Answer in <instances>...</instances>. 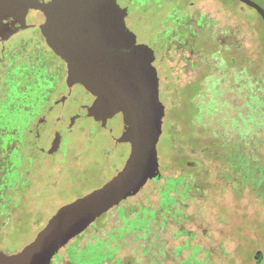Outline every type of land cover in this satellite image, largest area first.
<instances>
[{
  "label": "rangeland",
  "instance_id": "rangeland-1",
  "mask_svg": "<svg viewBox=\"0 0 264 264\" xmlns=\"http://www.w3.org/2000/svg\"><path fill=\"white\" fill-rule=\"evenodd\" d=\"M142 1L122 0L93 32L106 49L143 45L157 69L165 107L159 175L72 239L52 264H264V22L237 0H224L234 15L220 0H151L139 12ZM252 1L264 9V0ZM169 13L189 37L196 30L201 36L188 38L180 53L157 33ZM20 54L11 50V66L0 62V104L7 82L20 78ZM49 59L32 71L44 74L39 116L22 143L9 147L23 155L17 188L2 198L0 191V253L8 255L33 242L62 206L112 180L130 154L126 129L111 137L109 107L89 87L60 120L67 70L57 73ZM27 73V86H40ZM6 165L0 152V184ZM175 179L183 182L170 189ZM162 191L170 193L166 211Z\"/></svg>",
  "mask_w": 264,
  "mask_h": 264
},
{
  "label": "water",
  "instance_id": "water-1",
  "mask_svg": "<svg viewBox=\"0 0 264 264\" xmlns=\"http://www.w3.org/2000/svg\"><path fill=\"white\" fill-rule=\"evenodd\" d=\"M122 0H54L40 5L30 18L55 54L67 64L70 89L66 108L85 87L106 103L117 138L125 125L130 154L123 169L104 186L62 206L36 239L16 254L0 253V264H52L54 256L81 236L122 201L137 195L159 175L157 145L162 135L165 107L160 101L157 69L141 44L127 49H106L96 40L93 26ZM259 13L252 0H239ZM37 0H0V16L15 15ZM1 18V17H0Z\"/></svg>",
  "mask_w": 264,
  "mask_h": 264
},
{
  "label": "flooded vegetation",
  "instance_id": "flooded-vegetation-1",
  "mask_svg": "<svg viewBox=\"0 0 264 264\" xmlns=\"http://www.w3.org/2000/svg\"><path fill=\"white\" fill-rule=\"evenodd\" d=\"M53 1L54 0H37L36 4H28L26 10L20 11V13H17L13 16H0V45L5 47L3 52L5 57L4 60L0 62L5 61V64L11 66L12 62L9 61V59L12 58L8 59V56L11 55V50L13 49H18L21 51V54L18 58L19 61H22L20 63L22 66L20 67L19 65V68L14 71V74H16V76L18 75L20 78H13L12 82H7V85H9V90L6 97L7 101L3 104H0V152L1 155L4 156V159L7 160V171L3 178V183L0 184V191H5V189L17 188L18 186L19 178L21 176V155L23 154L20 146L17 148H13L12 150H10L9 147L17 141H20L22 143L27 126L29 127V125H31L35 121V119H37V116H39L40 113L39 104L46 98L45 92L43 91L44 89L41 88V86H43V84H41V76L44 75H42V70L40 71L39 69V72L37 73L32 71L35 70L38 65L41 66L45 58L50 57L51 61H54L56 64L58 63L57 69L59 71L57 73L63 71V67H65L68 77L67 64L55 54L50 45L47 43V40L43 35L41 29L38 26H33V20H31L30 18L31 14L35 12V8L40 5L50 4ZM237 1L242 5L247 6L243 2L239 0ZM150 2L151 0L140 2L138 4L139 12H143L145 8L150 4ZM220 4L222 7L226 4L229 9L231 7V3H226L224 2V0H220ZM178 5L179 4H177L175 7L180 10V6ZM182 12L187 11L183 10ZM229 12H232V10L230 9ZM235 12L236 11L232 12V14L234 15ZM233 15H231L230 17H232ZM163 20L164 21H162L159 25L157 33H163V35L167 38V42L171 46L169 49L170 52L180 53V49H183L182 46H186L188 38L191 39L194 37L197 40L198 37H201L198 30L192 32V35H190L189 37V33L186 30L187 27H184V29H182V26L179 25L177 19H174L171 16V13L165 16ZM166 22L167 29L160 31L161 25L165 24ZM201 22L202 20L199 19L198 26L201 25ZM177 25H179L180 28H177ZM152 40L156 55L158 45H156L155 37ZM27 51L32 52L28 53ZM16 61L17 59H15L13 62ZM29 69V77L33 79L35 78V81L37 80L40 83V86L32 83L27 86V71H29ZM23 82H25L24 86L26 87L22 85ZM49 83L50 82L47 83L46 81V84ZM36 86H38V88ZM68 94L64 95L60 101L62 115L61 117L59 116L60 120H65L66 116L69 113V110L71 109V105L74 102L73 101L66 108L64 107L62 101L66 96H68ZM113 125L114 121L112 120V127ZM112 127L110 128L111 137H113L111 133ZM122 129H125L124 124ZM120 171H118V173ZM3 213L4 210H2L1 214Z\"/></svg>",
  "mask_w": 264,
  "mask_h": 264
},
{
  "label": "trees",
  "instance_id": "trees-1",
  "mask_svg": "<svg viewBox=\"0 0 264 264\" xmlns=\"http://www.w3.org/2000/svg\"><path fill=\"white\" fill-rule=\"evenodd\" d=\"M230 167L236 168V166H234V164L231 165ZM182 182H183V180L180 181L179 179L178 180H176V179L175 180H171V181L168 182L167 186L170 189H173L176 186H179ZM2 191H1V198L4 196V194L2 193ZM161 195L163 197L162 202H161V208H163L166 211L167 208H168V206H169V204L171 203V200L169 199L170 193L167 192V191H162L161 192Z\"/></svg>",
  "mask_w": 264,
  "mask_h": 264
}]
</instances>
